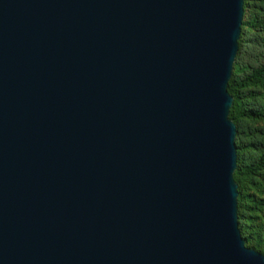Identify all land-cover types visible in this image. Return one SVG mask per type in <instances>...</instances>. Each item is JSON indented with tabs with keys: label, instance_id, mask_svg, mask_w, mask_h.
<instances>
[{
	"label": "water",
	"instance_id": "95a60500",
	"mask_svg": "<svg viewBox=\"0 0 264 264\" xmlns=\"http://www.w3.org/2000/svg\"><path fill=\"white\" fill-rule=\"evenodd\" d=\"M243 5L0 0V264H264L233 177Z\"/></svg>",
	"mask_w": 264,
	"mask_h": 264
},
{
	"label": "trees",
	"instance_id": "16d2710c",
	"mask_svg": "<svg viewBox=\"0 0 264 264\" xmlns=\"http://www.w3.org/2000/svg\"><path fill=\"white\" fill-rule=\"evenodd\" d=\"M238 51L227 85L236 125L238 223L245 245L264 254V0H244Z\"/></svg>",
	"mask_w": 264,
	"mask_h": 264
}]
</instances>
